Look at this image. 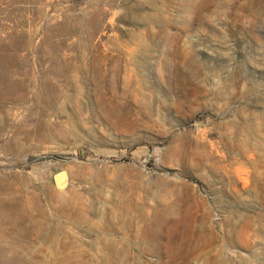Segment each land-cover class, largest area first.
Segmentation results:
<instances>
[{
	"label": "rangeland",
	"instance_id": "rangeland-1",
	"mask_svg": "<svg viewBox=\"0 0 264 264\" xmlns=\"http://www.w3.org/2000/svg\"><path fill=\"white\" fill-rule=\"evenodd\" d=\"M0 264H264V0H0Z\"/></svg>",
	"mask_w": 264,
	"mask_h": 264
},
{
	"label": "water",
	"instance_id": "water-1",
	"mask_svg": "<svg viewBox=\"0 0 264 264\" xmlns=\"http://www.w3.org/2000/svg\"><path fill=\"white\" fill-rule=\"evenodd\" d=\"M53 183L58 191H64L68 189L70 185V177L68 171L62 169L53 175Z\"/></svg>",
	"mask_w": 264,
	"mask_h": 264
}]
</instances>
